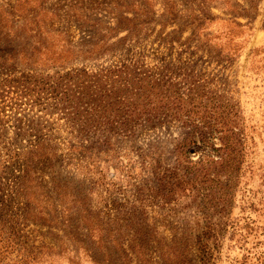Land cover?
I'll list each match as a JSON object with an SVG mask.
<instances>
[{
  "label": "rangeland",
  "instance_id": "obj_1",
  "mask_svg": "<svg viewBox=\"0 0 264 264\" xmlns=\"http://www.w3.org/2000/svg\"><path fill=\"white\" fill-rule=\"evenodd\" d=\"M0 14V264H264V0Z\"/></svg>",
  "mask_w": 264,
  "mask_h": 264
},
{
  "label": "trees",
  "instance_id": "obj_2",
  "mask_svg": "<svg viewBox=\"0 0 264 264\" xmlns=\"http://www.w3.org/2000/svg\"><path fill=\"white\" fill-rule=\"evenodd\" d=\"M28 18H29L28 21H27L28 24L35 23L36 17L34 15L31 16V17H28ZM12 22L13 21L11 19H9L6 15L0 14V28H2V26H4L6 28V26L9 25V23L12 24ZM36 149H39V147H37V145H36ZM40 151L41 152L45 151V148H43V146L41 144H40ZM20 176H22V178H23L24 177V174H21ZM31 181H32V179L26 180L24 178L23 182L20 183V185H23L24 187L33 186V184H31Z\"/></svg>",
  "mask_w": 264,
  "mask_h": 264
}]
</instances>
